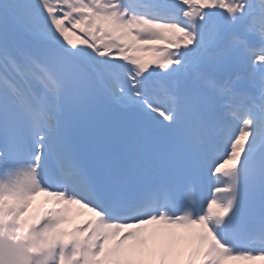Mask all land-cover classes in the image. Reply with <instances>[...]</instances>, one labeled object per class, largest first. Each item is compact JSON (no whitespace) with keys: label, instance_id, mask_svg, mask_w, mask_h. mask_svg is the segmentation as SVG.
Returning <instances> with one entry per match:
<instances>
[{"label":"snow or ice","instance_id":"6c2138e0","mask_svg":"<svg viewBox=\"0 0 264 264\" xmlns=\"http://www.w3.org/2000/svg\"><path fill=\"white\" fill-rule=\"evenodd\" d=\"M212 15L226 23L206 34ZM13 25L40 47L10 52ZM221 41L264 71V0L0 3V264H264V77L258 99L206 80L231 124L217 135L212 116L185 98L196 125L183 128L187 147L164 162L137 161L134 130L119 163L90 165L57 112L58 101L82 102L99 91L124 110L163 117L165 127L177 129L180 97L166 93L172 106L165 107L151 77L198 68ZM157 169L162 178L152 182ZM204 170L213 180L205 202L198 209L188 193L177 208L168 185ZM255 190L260 226L241 240L237 229L253 211L247 194ZM85 210L90 218L67 227Z\"/></svg>","mask_w":264,"mask_h":264},{"label":"bare ground","instance_id":"6f19581e","mask_svg":"<svg viewBox=\"0 0 264 264\" xmlns=\"http://www.w3.org/2000/svg\"><path fill=\"white\" fill-rule=\"evenodd\" d=\"M3 0H0V3H2ZM228 35V34H226ZM71 39H73L74 41H77L78 43V38L77 36H71ZM226 43V41H223ZM7 47L8 50L12 53H16L20 50H28V49H38L40 47V44L38 41L34 40L29 34L23 32L22 30H20L18 27L16 26H10L9 28V32H8V37H7ZM237 56H233L232 58H225L223 60H219V61H205L204 63H202L199 67L204 70L207 73H218V74H223V75H227V74H231L234 70V66L237 65H246L249 68H254L252 66V62L251 60L246 57L245 55H243L240 52H234ZM152 53L150 54L149 59L152 57ZM182 81H185V79L183 77H181ZM238 84H236V86H239V82H237ZM36 202H40L44 199V197L41 196H37L36 198ZM54 205L52 203H48L47 205H45V207H53ZM91 214L87 213V211L85 210L83 215H76L72 221L71 225H67V227H72L75 224L80 223V221H83V219L85 218H90ZM225 264H260L259 261H246V260H229L226 261Z\"/></svg>","mask_w":264,"mask_h":264},{"label":"rangeland","instance_id":"374dc122","mask_svg":"<svg viewBox=\"0 0 264 264\" xmlns=\"http://www.w3.org/2000/svg\"><path fill=\"white\" fill-rule=\"evenodd\" d=\"M146 57H147V55H146Z\"/></svg>","mask_w":264,"mask_h":264}]
</instances>
